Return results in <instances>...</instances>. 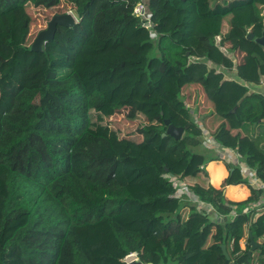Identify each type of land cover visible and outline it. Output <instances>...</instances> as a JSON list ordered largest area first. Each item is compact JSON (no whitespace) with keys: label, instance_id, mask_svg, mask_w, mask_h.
<instances>
[{"label":"trees","instance_id":"16d2710c","mask_svg":"<svg viewBox=\"0 0 264 264\" xmlns=\"http://www.w3.org/2000/svg\"><path fill=\"white\" fill-rule=\"evenodd\" d=\"M61 1L0 0V67L24 78L0 118V264H126L131 254L145 264H225L231 239L229 264H264V189L238 164L226 185L248 184L246 199L188 186L216 218L175 187L206 164L183 94L195 83L224 119L217 144L264 183V94L250 90L264 77V49L248 38L262 34L264 0H66L76 25H59L43 52L31 51L33 9ZM139 2L149 27L134 13ZM235 66L257 68V81L226 78ZM110 111L143 120L123 136L95 129L96 114ZM166 119L185 129L181 139L163 136ZM251 236L260 246L250 255Z\"/></svg>","mask_w":264,"mask_h":264},{"label":"rangeland","instance_id":"374dc122","mask_svg":"<svg viewBox=\"0 0 264 264\" xmlns=\"http://www.w3.org/2000/svg\"><path fill=\"white\" fill-rule=\"evenodd\" d=\"M67 12L73 13L76 19H78L75 11L73 10L72 4L67 2L66 0L61 1L58 10L55 9L53 11H50L45 9H33V24L30 28L29 33L30 39L34 41L37 34L41 30L47 28L48 22L54 14ZM208 27L209 30L213 29V27L210 25H208ZM220 31L223 33L226 31V29L224 30V28L221 27ZM23 84L24 78L15 67L11 66L9 63H5L0 67V118L11 108L14 97L23 86ZM197 90L198 89L196 88L195 91L192 92V94H195ZM110 112L103 113L101 116H99L100 114H96L97 117H94L93 119V122L95 123V129H102L103 132L105 131V127H108L109 132L113 135L123 136L137 129L139 127L140 120H143V116L141 115H139V117L129 119L128 117H125L123 115H118L116 113H113L112 111ZM214 148L217 152H214L205 145L195 148L196 151L202 152L206 156V164L204 166V171L202 172L203 175L212 180L213 186L219 188L224 186V190L230 199L238 200L245 198L250 193L251 188L248 184L244 183L239 184L238 186L226 185V179L229 176V163L227 161L228 155L225 153V151L218 150L215 146ZM205 149H208V151ZM188 211L189 209L187 207L184 208L182 211V215L184 217H187ZM260 217L261 215H259L257 219H259ZM216 232H218L217 229L214 230L212 235H215ZM232 249L233 241L231 239L228 242V252L231 253Z\"/></svg>","mask_w":264,"mask_h":264},{"label":"crops","instance_id":"0c3cea01","mask_svg":"<svg viewBox=\"0 0 264 264\" xmlns=\"http://www.w3.org/2000/svg\"><path fill=\"white\" fill-rule=\"evenodd\" d=\"M222 27L224 28V30L226 29V31L222 33V34H225L229 29V25H228L227 21L223 22ZM239 72L244 76V78L246 80L257 81V79H258L257 77L259 76L257 68L239 67V69H238V67H236V66L233 69L225 70V73H226L225 76H226V78H230V79L231 78L232 79H236V78L238 79L239 78ZM196 88L199 91L197 90V92L195 94H192V92H194ZM250 90L252 92L253 91H259V92L264 94V77L262 78V82L260 84L251 83L250 84ZM183 94L185 95L184 97H185L187 107L189 108L190 112L192 113V116L195 119V121L202 127L203 133H205L206 135L213 136V133L216 131V129L219 127V125L222 122H224V119L216 113L214 102H212L207 97V94H206L205 89L202 86V84L201 83H195V84L187 85L183 89ZM237 131L238 130H234L233 132H237ZM201 136H200V138H201ZM202 145H204V144L201 143L200 146H202ZM205 146H207L209 149L213 150L214 152H217L216 149L214 148V145L208 144ZM205 150L208 151V149H205ZM220 150H222V149H220ZM223 151H225V153L228 155L227 161H228V163H231V165L232 164L233 165L238 164L241 168V171H242V166L249 167V165L247 163H245L243 160L240 159V156H239L237 150L230 149V148H225V149L223 148ZM242 173H243V176L251 184V182L248 178L249 175L244 173V172H242ZM229 175H230V168H229ZM182 183H184V185L187 187L193 186L195 184H200L204 187H209L210 185H212L213 182L211 179H209L208 177L203 175V173H200L196 177H186ZM258 183H259L258 188L264 189V183L260 179L258 180ZM252 186L254 188H257L256 185L255 186L252 185ZM217 188H219V187H217ZM250 193H251V191H250ZM250 193L248 194V196L250 195ZM248 196H246L245 198H242V199H238V200L246 199ZM261 199H262V201H264V192L261 196ZM263 212H264V210L258 211L256 219L259 215H262ZM209 213L213 214V216H215V218H216V215H218L215 209L211 210ZM249 227H250V223L245 225V233H244L245 235L244 236H249ZM212 243H213V235L210 238V244H212ZM229 250H230V248H229Z\"/></svg>","mask_w":264,"mask_h":264},{"label":"water","instance_id":"95a60500","mask_svg":"<svg viewBox=\"0 0 264 264\" xmlns=\"http://www.w3.org/2000/svg\"><path fill=\"white\" fill-rule=\"evenodd\" d=\"M77 19L74 16L73 13H56L52 16L50 21L48 22L47 28L41 30L35 40L32 42L30 50L35 52H43L45 43L54 40L55 34L57 31V28L59 25L65 26V27H74L77 23ZM149 26V23L147 24ZM248 38L254 40L257 44H259L264 49V29L262 30V34L260 36H255V34L250 33L248 35ZM165 123L167 125V130L165 133H163V136L171 135L176 139H181L184 135L185 129L183 127H178L174 125L169 119L165 120ZM234 166L233 164L231 165ZM251 250L249 251V254L251 255L252 252L260 246L259 243H257L253 236H251ZM223 252L226 256L225 264L230 263V254L228 252V249L226 245H222ZM126 264H145L140 260L139 257H137L136 254H131L126 258Z\"/></svg>","mask_w":264,"mask_h":264},{"label":"built area","instance_id":"2783aa9c","mask_svg":"<svg viewBox=\"0 0 264 264\" xmlns=\"http://www.w3.org/2000/svg\"><path fill=\"white\" fill-rule=\"evenodd\" d=\"M134 13L136 16L140 17L143 20V23L149 27L151 25L150 20H149V15L148 12L146 10V7L143 3L139 2L135 9H134ZM149 23V26L147 25ZM201 143H203L204 145H214L217 149H222L223 147H221L219 144H217L215 138L211 135H206L205 133L202 134L201 136ZM225 149V148H224ZM227 151V150H226ZM228 152V151H227ZM242 172L248 174V178L251 182L252 185H256L257 189L259 186L258 180L259 177L257 175V172L255 169L249 167H244L242 166ZM175 187H176V195L178 197H185L186 200L190 201L192 204L196 205L197 209L199 210H207V212H210L211 210L214 209V207L207 202L201 201L200 198H198L197 196H195L193 193H191L188 189L187 186L184 185V183L175 180ZM235 216V215H234ZM248 224V223H247ZM248 237V236H245Z\"/></svg>","mask_w":264,"mask_h":264}]
</instances>
